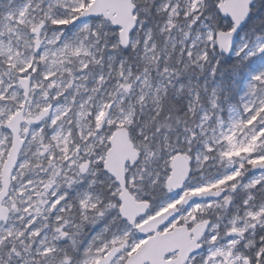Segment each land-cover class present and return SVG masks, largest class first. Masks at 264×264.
Returning <instances> with one entry per match:
<instances>
[{
  "label": "snow or ice",
  "instance_id": "obj_1",
  "mask_svg": "<svg viewBox=\"0 0 264 264\" xmlns=\"http://www.w3.org/2000/svg\"><path fill=\"white\" fill-rule=\"evenodd\" d=\"M0 264H264V0H0Z\"/></svg>",
  "mask_w": 264,
  "mask_h": 264
}]
</instances>
